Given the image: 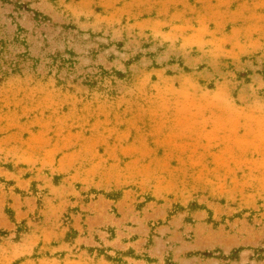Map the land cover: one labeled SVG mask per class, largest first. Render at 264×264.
<instances>
[{
    "label": "rangeland",
    "instance_id": "obj_1",
    "mask_svg": "<svg viewBox=\"0 0 264 264\" xmlns=\"http://www.w3.org/2000/svg\"><path fill=\"white\" fill-rule=\"evenodd\" d=\"M0 264H264V0H0Z\"/></svg>",
    "mask_w": 264,
    "mask_h": 264
}]
</instances>
